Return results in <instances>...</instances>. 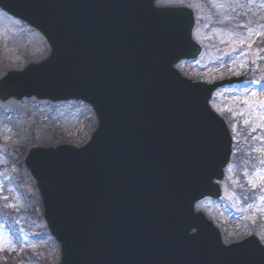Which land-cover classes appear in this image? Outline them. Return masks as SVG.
<instances>
[{"label": "water", "instance_id": "water-1", "mask_svg": "<svg viewBox=\"0 0 264 264\" xmlns=\"http://www.w3.org/2000/svg\"><path fill=\"white\" fill-rule=\"evenodd\" d=\"M157 1L0 0L49 48L0 78V102L82 101L96 117L83 146L31 147L23 161L59 264H264L255 236L224 247L195 213L222 198L232 157L209 102L244 78H183L175 66L203 51L195 13Z\"/></svg>", "mask_w": 264, "mask_h": 264}, {"label": "rangeland", "instance_id": "rangeland-1", "mask_svg": "<svg viewBox=\"0 0 264 264\" xmlns=\"http://www.w3.org/2000/svg\"><path fill=\"white\" fill-rule=\"evenodd\" d=\"M156 3L188 7L195 13L193 37L203 51L196 61L177 64L181 75L208 84L246 78L244 84L218 90L212 98V109L230 129L234 154L221 183L223 199L199 203L196 209L222 232L225 244L255 235L264 246V0ZM2 19L0 58H4V70L0 69V77L46 57L48 50L36 33L18 21ZM94 127L92 112L81 103H0V202L11 196V220L18 243L0 229L1 253L29 258L19 264H57L58 248L47 236L41 206L26 173L17 174L21 171L17 162L23 166L22 159L31 146H80ZM4 184L8 193L2 189Z\"/></svg>", "mask_w": 264, "mask_h": 264}, {"label": "trees", "instance_id": "trees-1", "mask_svg": "<svg viewBox=\"0 0 264 264\" xmlns=\"http://www.w3.org/2000/svg\"><path fill=\"white\" fill-rule=\"evenodd\" d=\"M0 17L3 18L2 20L7 21L8 18H6L3 14H0ZM0 18V20H1ZM24 39H22L23 42ZM4 61H0V69H3L4 67ZM17 167L21 168V172H22V167L21 164L17 162ZM6 193H8L7 187L4 184L3 188H2ZM7 196V195H6ZM11 196L8 199V201L5 202H0V221H5L7 220L8 222L10 221V216L12 215L11 210L9 209V202L11 201Z\"/></svg>", "mask_w": 264, "mask_h": 264}, {"label": "snow or ice", "instance_id": "snow-or-ice-1", "mask_svg": "<svg viewBox=\"0 0 264 264\" xmlns=\"http://www.w3.org/2000/svg\"><path fill=\"white\" fill-rule=\"evenodd\" d=\"M245 123H247V121H245Z\"/></svg>", "mask_w": 264, "mask_h": 264}]
</instances>
